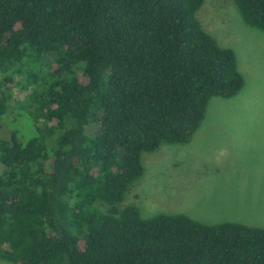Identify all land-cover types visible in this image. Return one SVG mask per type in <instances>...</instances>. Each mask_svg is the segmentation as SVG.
Listing matches in <instances>:
<instances>
[{
  "label": "trees",
  "instance_id": "obj_1",
  "mask_svg": "<svg viewBox=\"0 0 264 264\" xmlns=\"http://www.w3.org/2000/svg\"><path fill=\"white\" fill-rule=\"evenodd\" d=\"M232 1L264 32V0ZM203 2L0 0V259L264 264V227L122 202L145 153L188 142L210 98L243 86L234 50L196 16ZM17 109L32 135L3 130Z\"/></svg>",
  "mask_w": 264,
  "mask_h": 264
},
{
  "label": "rangeland",
  "instance_id": "obj_2",
  "mask_svg": "<svg viewBox=\"0 0 264 264\" xmlns=\"http://www.w3.org/2000/svg\"><path fill=\"white\" fill-rule=\"evenodd\" d=\"M196 16L221 46L234 50L243 86L235 96L210 98L188 142L163 144L145 153L144 173L122 202L137 205L142 217L182 213L209 224L235 220L264 227V181H254L264 176V148L254 139L244 146L246 153L228 152L243 138L236 129L264 128V32L245 24L232 0H204ZM22 90L12 85L16 97H23L26 90ZM16 112L5 119L3 130L32 135L29 116L19 109ZM224 128H234L233 147L226 143ZM260 135L264 136V130ZM254 197H259L256 204L245 205ZM0 264L11 263L0 259Z\"/></svg>",
  "mask_w": 264,
  "mask_h": 264
},
{
  "label": "crops",
  "instance_id": "obj_3",
  "mask_svg": "<svg viewBox=\"0 0 264 264\" xmlns=\"http://www.w3.org/2000/svg\"><path fill=\"white\" fill-rule=\"evenodd\" d=\"M227 128H224L222 129V131H224V134L227 136L226 138V143L228 144V146H232L233 147V137H231L232 134H234L233 132V129L234 128H230V129H227ZM237 132L243 136L242 139L239 140V144L237 145V147H234V149H231L229 150V154H232V152L234 153V150H235V153L234 154H244L246 153L247 149L246 147L244 148V146H249L251 144H253V141L254 139H256V143L259 144V145H262V148H264V136L260 135L261 132L264 130V128H260V127H249V128H238L236 129ZM256 134V136H254ZM255 137V138H253ZM246 142H247V145H246ZM257 148H261V147H257ZM232 154V155H234ZM243 181H246L245 178L242 179ZM247 181H252V180H249L247 179ZM254 181H257V182H261V181H264V176H260L259 179H255L254 178ZM256 200H259V197H254L252 200L250 201H247L245 203V205H250V204H256ZM249 203V204H247ZM245 205H242V206H245ZM245 208V207H243ZM225 221H235V220H225ZM238 222V221H237Z\"/></svg>",
  "mask_w": 264,
  "mask_h": 264
}]
</instances>
